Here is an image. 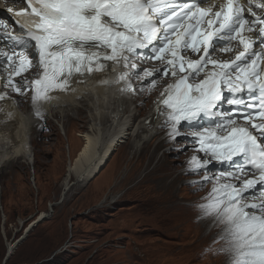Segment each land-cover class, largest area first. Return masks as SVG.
Masks as SVG:
<instances>
[{
    "label": "bare ground",
    "instance_id": "6f19581e",
    "mask_svg": "<svg viewBox=\"0 0 264 264\" xmlns=\"http://www.w3.org/2000/svg\"><path fill=\"white\" fill-rule=\"evenodd\" d=\"M29 1L7 0V3L25 5ZM136 1L142 4L156 39L145 41L136 36H123L118 31H110L104 22L89 23L83 16L99 11L108 2L103 1L101 6L96 7L98 0H77L78 6L71 19L77 25L74 32L76 42L71 44L66 34L53 40V54L58 56L53 64L51 60L44 61L35 41L28 35L22 34L12 40L8 35L7 22L0 19V101L3 100L0 105V167L4 168L11 160L36 164L37 154L32 150L33 133L39 126L38 120L44 116L50 120L53 117L59 119L61 115L58 121L64 122V125L70 110L78 111L70 115L75 118L79 112H87V131L77 134L82 137L83 144L79 149L74 145L75 157L66 166L61 182L64 190L70 188L73 177L78 184L91 179L120 143L130 140L133 151L145 150L149 142L158 138L167 126L164 140L167 137L170 140L174 133L187 132L192 136L191 152L185 153L183 159L193 163L183 173L188 175L189 182L193 181L195 168H205L207 162H214L212 166L216 170L213 174L218 175L213 176L217 175L212 182H229L232 186L230 201L235 200L247 208L249 217H245L242 223L246 225L252 215L259 217L260 221L264 220V192L259 190L264 186V180L243 167L246 160L241 154L245 141L264 146V117L254 113L242 118L240 123L243 125L230 136H217L214 130L218 125L219 132H225L235 123L236 116L255 108L251 96L231 103V107L224 90L247 92L246 83L254 81L255 75L264 66V59H257L249 66L243 65L246 56L264 54V0H251L254 3L251 7L247 6L249 0H239L236 7L245 11V17L233 18L225 28L217 10H227L232 0H214L194 9L192 13H199L198 23L197 19L188 17V10H179L185 4L177 5L180 0ZM45 5L48 6L47 2ZM189 23L194 24L192 34L184 36L182 28ZM13 44L27 46L29 50L15 52L10 48ZM90 45L100 49L90 54ZM129 55H132V63L127 59ZM97 61L103 62L104 66L92 69L94 76L67 81L60 90L68 78L80 72L81 67ZM130 70L135 81L127 84ZM120 73H123V81L117 80ZM174 76H180L178 81H173ZM203 77L205 83L188 86L189 80ZM168 83L170 85L165 93L156 97L151 95ZM26 88L30 90L32 101L24 111L20 106L23 100H19V93ZM133 91L136 92V109L130 103ZM148 94L149 104L148 100L146 105L137 102L142 95L148 99ZM187 103L195 104L201 112L193 114L194 110L185 108ZM138 112L143 115L140 117ZM75 142L73 139V144ZM175 142L170 144L171 147L178 146ZM154 155L155 149H152L147 158L150 160ZM164 162L162 156L136 186L141 187L151 176H155L152 173L158 172L159 168L164 169L159 171L163 174L161 178L167 180L171 169H165ZM262 164L264 166V150ZM165 186L169 188L167 181ZM218 200L219 197L215 202ZM229 204L224 203L222 208H227ZM50 215L51 209L43 211L34 222ZM238 215L233 218L235 222L244 216L241 213ZM251 235L252 243L247 246V250L251 251L250 264H264V223L256 227ZM16 242L18 240H7L8 253L14 251Z\"/></svg>",
    "mask_w": 264,
    "mask_h": 264
},
{
    "label": "rangeland",
    "instance_id": "374dc122",
    "mask_svg": "<svg viewBox=\"0 0 264 264\" xmlns=\"http://www.w3.org/2000/svg\"><path fill=\"white\" fill-rule=\"evenodd\" d=\"M19 94L26 111L32 101L30 90ZM148 96L138 97L137 102L149 104ZM79 113L76 118L65 117L64 125L58 121L61 115L38 120L33 133L35 165L11 160L0 167V264H250V235L264 222L252 215L246 225L242 223L249 215L247 208L230 201L229 182H212L218 175L213 174L214 162L195 168L189 182L183 173L193 163L183 159L191 152L190 133H174L164 140L166 126L139 152L132 150L130 140L120 143L93 178L78 184L73 177L64 191L61 182L75 157L74 145L79 149L83 144L77 134L88 127L87 112ZM174 142L178 146L171 147ZM152 149L155 155L149 160ZM162 156L165 169H171L167 180L161 178L159 171L164 169L159 168L141 187L136 186ZM228 196L230 206L222 208ZM235 206L243 209L234 218L244 215L237 223L232 219ZM50 209L49 217L34 222ZM7 240H18L11 254Z\"/></svg>",
    "mask_w": 264,
    "mask_h": 264
},
{
    "label": "water",
    "instance_id": "95a60500",
    "mask_svg": "<svg viewBox=\"0 0 264 264\" xmlns=\"http://www.w3.org/2000/svg\"><path fill=\"white\" fill-rule=\"evenodd\" d=\"M106 165V162H104V164H102L101 166H100V168L97 170V172H95L94 174H93V176L91 177V178H93L99 171H100V169H102L104 166ZM68 190V189H67ZM64 191H66V190H64Z\"/></svg>",
    "mask_w": 264,
    "mask_h": 264
}]
</instances>
